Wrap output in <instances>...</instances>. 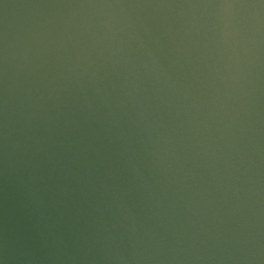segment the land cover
<instances>
[{
  "label": "water",
  "instance_id": "95a60500",
  "mask_svg": "<svg viewBox=\"0 0 264 264\" xmlns=\"http://www.w3.org/2000/svg\"><path fill=\"white\" fill-rule=\"evenodd\" d=\"M0 264H264V0H0Z\"/></svg>",
  "mask_w": 264,
  "mask_h": 264
}]
</instances>
